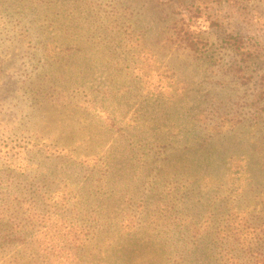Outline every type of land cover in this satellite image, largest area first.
Instances as JSON below:
<instances>
[{
    "label": "rangeland",
    "instance_id": "obj_1",
    "mask_svg": "<svg viewBox=\"0 0 264 264\" xmlns=\"http://www.w3.org/2000/svg\"><path fill=\"white\" fill-rule=\"evenodd\" d=\"M2 196L129 264L213 198L264 226V0H0Z\"/></svg>",
    "mask_w": 264,
    "mask_h": 264
},
{
    "label": "trees",
    "instance_id": "obj_2",
    "mask_svg": "<svg viewBox=\"0 0 264 264\" xmlns=\"http://www.w3.org/2000/svg\"><path fill=\"white\" fill-rule=\"evenodd\" d=\"M2 197L0 264H82L84 260L96 264H129L127 255L131 247L123 245L116 248L105 228H100L97 235L102 238V247L106 248L99 246L98 251L97 245L93 247L83 240L94 241L93 235H90L93 233L91 229L83 231V227L80 230L68 227L62 219L51 222L49 210L36 211L32 200L26 196L11 199L9 196ZM215 202L216 198L210 199L205 204L206 211L199 217L191 219L194 217L190 215L187 232L176 234L182 242L168 243L166 250L179 259L178 264L182 261L192 264L193 260H201L204 264H264V242L259 241L264 236L258 235H264V226L255 227L248 214L236 205V201L221 202L220 206ZM188 212L183 208L178 214L179 220L186 219ZM164 216L160 221H163ZM101 249L103 255L95 258ZM114 252L118 253L117 258L121 257L119 262L111 261L110 253ZM71 254L75 255L71 257Z\"/></svg>",
    "mask_w": 264,
    "mask_h": 264
}]
</instances>
